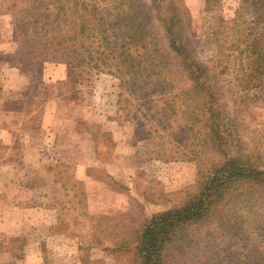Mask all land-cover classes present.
Listing matches in <instances>:
<instances>
[{"label":"rangeland","instance_id":"obj_1","mask_svg":"<svg viewBox=\"0 0 264 264\" xmlns=\"http://www.w3.org/2000/svg\"><path fill=\"white\" fill-rule=\"evenodd\" d=\"M178 1L200 60L218 65L212 87L220 109L237 117L247 152L264 165V87L217 53L214 40L220 31L226 45L233 42L229 29L240 0ZM31 2L0 0V90H9L4 105L17 120L23 109L25 117L35 109L30 119L39 122L49 107L56 140L42 145L34 163L23 160L21 147L0 145V264H134L146 223L185 204L206 176L201 162L185 159L192 156L191 133L173 124L160 150L163 133L149 120L142 94L120 90L109 75L55 61L60 56L37 44L34 22L45 20ZM168 155L179 158L164 162ZM14 159L30 175L24 193L9 184ZM213 210L179 231L166 264H264V190L244 187Z\"/></svg>","mask_w":264,"mask_h":264},{"label":"trees","instance_id":"obj_2","mask_svg":"<svg viewBox=\"0 0 264 264\" xmlns=\"http://www.w3.org/2000/svg\"><path fill=\"white\" fill-rule=\"evenodd\" d=\"M31 3L36 6V18L45 20L34 22L40 27L37 44L50 50L53 57L60 56L55 61L68 68L75 63L85 73L109 75L118 81L120 90L142 94L146 99L142 107H148L149 120L163 133L158 137L160 150L166 149L165 138L173 136L167 132L174 131L173 124L191 133L192 156L185 159L201 162L206 176L185 204L146 223L137 239L134 264H166L164 254L182 228L206 220L216 205L230 194L240 195L244 187L264 190L263 157L247 152L237 117L220 109L212 87L218 65L210 67L200 60L186 28V10L178 0ZM234 13L229 29L233 42L226 45L227 38L221 39L220 31L214 33L217 53L249 69L255 86L262 88L264 0H240ZM161 37L166 39L167 49ZM202 157L204 163L209 160L206 165ZM178 158L168 155L162 160Z\"/></svg>","mask_w":264,"mask_h":264},{"label":"crops","instance_id":"obj_3","mask_svg":"<svg viewBox=\"0 0 264 264\" xmlns=\"http://www.w3.org/2000/svg\"><path fill=\"white\" fill-rule=\"evenodd\" d=\"M6 92H9V90L5 88L0 90V145L8 150L10 147H21L23 149V160L33 159V163L39 161L42 158L41 152H44L42 145L52 144L56 140V132L52 129V111L48 107L44 112L43 120L40 119L41 121L34 122L30 118H33L36 112L35 109L29 113L28 117H25L27 112L23 109V112L19 114H23L22 120H20L19 115L17 120L14 113L4 105ZM47 117H50L49 120H46ZM28 119L30 120L27 121ZM23 160H10L9 167L12 169L13 176L11 175L9 184L11 187L16 188L18 192L22 191L24 193L27 190L26 179L30 175H28L29 172L22 173L19 171V167L24 166Z\"/></svg>","mask_w":264,"mask_h":264}]
</instances>
